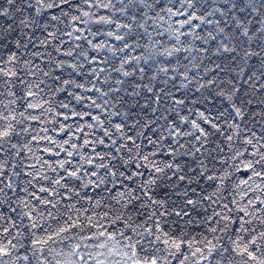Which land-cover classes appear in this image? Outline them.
<instances>
[{
    "label": "snow or ice",
    "instance_id": "6c2138e0",
    "mask_svg": "<svg viewBox=\"0 0 264 264\" xmlns=\"http://www.w3.org/2000/svg\"><path fill=\"white\" fill-rule=\"evenodd\" d=\"M74 4L78 13L76 15L71 14ZM84 7H87L88 11H81ZM52 9L57 10L60 15L49 14V10ZM92 9L97 11L93 12ZM157 9H159L158 12ZM100 10H103L104 14H101ZM69 15H71V20L65 24L64 28L58 27V23H64ZM254 15L261 17L258 28L252 26ZM165 17L168 20L180 17V20L166 24ZM0 18H3L6 23V26L0 25V95L23 99L22 107L25 108V112L41 110L40 115L31 113L25 115V112H20L19 115L22 117L20 120L17 119L15 108L8 109L5 106L6 111L0 114V176L8 175L9 178V182L0 188V193H3L5 197L7 191L15 194L13 175L16 177L22 175L27 184L32 185L33 188H35L34 181L36 183L46 181L47 186L41 184L38 189L39 193L55 198L63 191L67 193L63 196L66 201L71 200L74 195L79 196L80 189L89 185L99 189L101 186L107 187L109 183L120 182L119 178L132 180L136 176L142 177L143 173L140 170L150 165L155 168L156 173L161 174L164 173L165 168L169 170L174 168L173 175L178 178V181H183L185 179V176L181 174L183 168L175 159L178 149H174L172 145L177 143L180 136L192 135V133H185L168 117L155 116V114L161 109L169 111V108L165 107L166 103L170 105L171 110H175L184 104V100L178 98L172 91L153 86L154 82L159 81L164 85L171 83L177 93L190 85L188 65L197 69L201 67L197 58L203 59L209 55L210 49L207 44L209 40H212L215 42L212 55L218 58L221 56L225 59L230 58L232 67L235 69L232 79L223 82L224 86L220 88L217 95L223 98L236 117L243 118L245 115L244 101L241 99L239 104L237 103L242 86L238 77L245 75L243 66L257 56L260 57L261 67H264V0H175L171 4H163L162 0H106V2L105 0H99V2L84 0L83 4H80L79 0H59V3L56 0H2ZM153 24L163 29L162 31L154 29L160 39L154 40L148 31ZM203 25H214V31L208 32L206 37L201 36L198 29ZM93 27L96 31H93ZM105 27L107 31L102 30ZM185 28L188 31H184ZM141 29L143 34L139 32ZM37 30L44 36L43 39H39ZM89 36L104 37V39H90ZM145 36L148 42L141 43L140 41ZM165 37H167L166 40ZM109 38L119 42L122 46H113L109 43ZM185 41L189 43L186 44ZM196 41L200 42V46H196ZM37 44L48 50L47 63L41 59L38 64L34 59H28L23 55L24 51H30L29 45L37 48ZM129 48L133 52L137 49L140 51L137 55H132L126 52ZM182 52L191 55V58L184 57L185 63H181L180 54ZM31 55L37 58L43 57L44 53L37 48V51L31 52ZM117 59L119 60L118 65L113 63ZM85 65L90 69L87 78L91 87L86 88L84 83H77L71 78H63L65 71L69 77L73 73H84ZM105 65L111 69L110 72L106 71ZM215 67L220 68V65L216 64ZM112 73L117 75L116 79H113ZM261 78H264V72L257 77V79ZM48 79L55 84L63 80V85H75L76 88L83 89L89 94L87 97H77L78 100H89L88 107L97 113L96 115H91L90 111L84 113L90 116L92 121L83 126L88 131H83L81 127L76 129L78 135L83 131L85 137L83 143L79 141L70 143V140H64L63 144H58L55 140L44 136L43 139L47 141V146L36 147L34 150L33 142L37 141V135H33L27 126L19 127L17 131V127L24 125L25 121L44 122L42 109L46 103L43 101L46 89L43 85ZM250 80H252L251 76L249 80L243 81V84L254 90V83L249 84ZM178 81H180L179 86H177ZM214 82V79H209L207 85H212ZM18 85L19 89H17ZM205 86V84L198 85V87ZM259 88L264 90V84L259 85ZM17 91L20 93L19 96ZM48 91L51 93L52 90L48 89ZM56 91H63V88L58 87ZM93 93L96 94V99L91 98ZM141 98L144 100L143 105L139 102ZM261 102L264 103V97L261 98ZM247 103L251 104L252 100L248 99ZM74 115L79 114L74 113ZM176 116L182 123L184 122L185 118L180 116L179 112H176ZM261 116H264V112H261ZM113 117H119V120L114 121ZM157 119H164L168 128L159 126V134L157 129L153 128V136L157 138L148 139V143L156 147L158 152L163 149L164 143H168L164 133L172 138L168 143V154L172 156V160L163 168L156 166L150 159V156L156 154L155 152L145 155L142 152V145L136 143L137 137L144 136L143 129L156 124ZM205 122L208 123L207 120ZM211 126L224 137L223 143L231 155L227 159L222 158L220 163L222 170L218 175L212 174L206 178L216 181L217 191H219L225 181L232 176L233 171L239 170L235 163L239 161L247 179H241L236 188L239 190L240 185H243L247 188V192L243 193L244 196H247L248 192L255 196L254 200L249 198L245 207H241L236 200L232 201V204L236 205L239 219V228L235 229L236 239L231 240L230 238L231 247H223L220 243L214 242L222 238L214 236L212 240L206 242L203 249L197 247L194 252L191 251L192 245L188 244V251L185 255L183 248L185 241L181 237L173 238L163 233L166 238L162 240L161 235L154 234L150 227L140 225L142 231H136L133 228L140 240L154 236L148 241L150 245L155 246L158 242L164 245V248L157 247L156 251L151 253L150 258L146 254L142 264H165L168 257L179 260V264H200V262L233 264L231 257H239L241 264H264V250L261 247L264 245V230L253 234V230L248 227L253 216L264 226V220L261 219V216H264V196L257 195V193L264 192V128L257 135L253 129L241 128L238 122L230 121L228 127L222 131L217 123H212ZM193 128L199 129L200 132V135L195 137L197 141L201 137L206 138L207 133L195 122H193ZM43 131L46 132L47 129ZM60 131L64 132V129L61 128ZM65 134L71 135L70 132ZM29 136L31 140H28ZM65 145H68L70 150L64 147ZM97 146H100L102 150L97 151ZM54 148L55 152H53ZM89 148L92 149L91 154L88 152ZM25 150L32 155H24ZM219 151L224 152L225 149L220 148ZM44 152L49 153V159L54 155L57 158L56 163L52 164L48 160H42L38 153ZM61 153H66L64 159L59 158ZM77 156L79 157L78 162H76ZM17 157L20 159L17 160ZM242 157L244 159H241ZM33 159L40 168L45 169L43 173L36 170V164H24V161ZM229 159L233 161L232 164H228ZM12 161L16 162L11 163ZM10 163L11 173H9ZM133 164L135 170L126 176L125 171H130ZM21 165L28 171H24ZM200 167L203 169L200 176H205L208 169L203 163ZM17 168L21 170L16 171ZM49 172H54L55 176L48 175ZM85 177L88 179L85 180ZM256 181L259 183L256 184ZM155 184L156 178L150 176L149 179L142 180L139 186L141 195L147 198L145 206L147 203L152 205L158 203L150 194ZM20 190L25 191L26 189ZM30 195L33 199L39 200L41 204L51 205L52 208H56L59 203V200L57 204H53L51 199L41 200L36 192ZM184 196L186 197L187 193H184ZM210 198V195L203 197L204 200ZM132 199L138 200L140 197L133 196ZM196 203L197 201L193 199L186 200L189 206H195ZM23 207L28 209L29 206L24 203ZM224 208L227 209L228 215L213 212V217L218 218V224L221 220L225 222L220 228L221 232L228 230V221L232 212L227 204ZM68 211L71 212V208ZM32 212H35V208L23 213L30 222L33 221ZM257 212L260 215H256ZM160 214L166 215L167 213L161 212ZM152 215L156 213L153 212ZM176 215L179 216L180 213L177 212ZM68 219L71 220V216ZM211 219L212 217H209V220ZM148 220H151V216ZM89 225L92 226L91 217H89ZM31 226L36 228L37 224L32 222ZM76 226V223L68 224L67 228L61 227L54 235L59 237L61 233L66 234ZM94 226L99 227V225ZM154 227L155 233H161L159 223ZM209 230L214 233L216 228ZM3 231L7 233L8 227H5ZM242 232H247L250 238H242L240 235ZM100 235L103 236L104 233ZM48 240L51 241L52 237H48ZM32 242L33 244L44 243V241L35 239ZM125 247L132 253L133 264H141L136 258L139 242L129 243ZM10 251L9 246L0 245V257L9 256ZM140 251L144 249L140 248ZM157 253H162L163 259Z\"/></svg>",
    "mask_w": 264,
    "mask_h": 264
},
{
    "label": "trees",
    "instance_id": "16d2710c",
    "mask_svg": "<svg viewBox=\"0 0 264 264\" xmlns=\"http://www.w3.org/2000/svg\"><path fill=\"white\" fill-rule=\"evenodd\" d=\"M2 2V0H0ZM59 3V0H56ZM80 4L84 3V0H79ZM92 2H99V0H92ZM106 2V0H105ZM175 0H162L163 4H171ZM76 5H73L71 14L76 15ZM68 11V9H65ZM81 11H88L87 7L81 9ZM91 11L95 12L96 9ZM101 14H104L103 10H100ZM157 12L159 9L156 10ZM49 14L60 15L55 10H49ZM259 15L252 17L253 28H258ZM71 20V15L67 17L64 23H58V27L64 28L65 24ZM180 17H173V20H168L165 17L166 24H172L173 21H179ZM199 23V22H197ZM0 25L6 26L5 20L0 18ZM178 26V25H177ZM154 29H160L158 25H151L148 29L153 39H160L156 35ZM107 31V27L102 29ZM93 31L96 28L93 27ZM184 31H188L187 28ZM214 31V25H203L198 29V33L201 36H207V33ZM140 34H143V30H139ZM135 33L133 34L135 38ZM37 36L39 39H43L44 36L37 30ZM90 39H101L104 37ZM165 40L167 37L164 38ZM183 39V38H181ZM141 43H147V37L145 36ZM109 43L115 47H121L119 42H115L109 38ZM185 43H189L185 41ZM196 46H200V42H195ZM63 47V46H62ZM207 47L210 49L209 55L203 59L197 58L201 67L199 69L193 68L188 65L190 69L189 80L191 84L185 86L180 92H175L172 84H161L159 81L154 82L155 87H162L165 90L172 91L178 98L184 100L182 106L177 107L175 110L170 109V105L166 103L165 107L169 108V111H161L155 116H166L171 121H174L178 127H180L185 133L191 132L192 135L180 136L177 143L173 144L174 149H178L175 159L182 166V175L185 176L183 181H178V178L173 175L175 169L169 170L165 168L164 173H156L155 168L151 165L148 168H142L140 171L143 173L141 176H136L132 180H126L119 178L120 182L113 184L109 183L107 187L101 186L99 189L89 185L86 188L80 189L79 196H72L71 200H64L63 196L67 195L66 192L61 191L60 195L53 198L48 197L47 194L39 193L38 189L43 184L47 186L46 181H40L39 183L33 182L35 188L32 185L27 184L26 180L21 175L20 177L12 176L13 188L15 194L11 191H7V196L0 193V245H6L11 248L10 255L7 257H0V264H133L132 253L126 249V245L129 243L139 242L137 248V260L141 262L144 260L146 254L151 257V253L158 248H164L163 243L158 242L153 246L148 243L153 237H147L145 240H140L139 236H136L133 228L136 231H142L140 225L150 227L154 234H160L161 239H165L163 233H167L168 236L176 238L181 237L185 243L183 245L184 254H187L188 244L192 245L191 251H195L197 247L204 248V245L208 240H212L213 237H220L219 241L223 247H231V240L236 239L235 229L239 228V219L237 218L236 205L232 204L233 200L239 202L241 207H245L248 204L249 198L255 199L253 193L248 192L247 196L243 193L247 192V188L240 185V189L236 188L239 185L241 179H247L244 175V169L239 165V161L235 162L238 171H233L232 176L225 181V184L217 191V182L210 181L206 177L212 174H219L222 170L220 163L222 158L227 159L231 153L228 152L227 146L223 143L224 137L220 133L212 128V123H217L220 126L221 131L228 127L229 122L239 123L241 128H250L260 134L262 128H264V116H261V112H264V103L261 102V98L264 97V90L259 88V85L264 84V78L260 77L261 72H264V67H261L260 57L257 56L249 60L247 65H244L245 75L238 77L241 81L240 93L237 97V103L239 104L242 99L245 104V115L243 118L236 117L234 112L223 101V98L217 95L220 88L224 86L223 82L232 79L235 69L232 67L230 58L225 59L223 56L216 57L212 55L215 50V42L208 41ZM37 48L44 53L43 57L34 58L31 52L37 51ZM37 48H32L29 45L30 51H24L23 55L28 59H34L38 64L43 59L44 63H47L48 50L45 47L37 44ZM140 50L133 52L131 48L126 50L132 55H137ZM94 54V53H93ZM194 55V54H193ZM181 63H185V56L191 58L189 53H181ZM6 58V54H5ZM127 58V57H125ZM82 62V61H81ZM116 65L119 64V60L113 61ZM219 64L220 68H216L215 65ZM106 71L110 72L111 69L106 65L104 66ZM210 69V71H206ZM223 69V71H221ZM90 71L87 65H85L84 73H73L71 77L68 76L67 71L63 74L64 79H73L77 83H84L85 87H91V83L87 78V73ZM150 75V73H149ZM252 80L249 84L254 83V90L250 89L248 85L243 84V81ZM113 79L117 78L115 73H112ZM31 79V77H29ZM103 79V77H101ZM214 79L215 82L212 85H207V80ZM147 82V80L145 81ZM177 82V86H179ZM199 84H205V87H198ZM99 86V85H97ZM19 85L17 89H19ZM45 92L43 94L44 103L42 109L43 123L35 121H25L24 125L32 131L33 135H37V141L33 142V148L46 147L47 141L43 139L44 136H48L50 139L55 140L58 144H63L64 140H70V143H83L84 135L83 131H88L83 126L86 123H92L90 116L84 115L85 112L90 111L91 115H96V111L88 107L90 101L87 99L78 100V96L87 97L89 94L83 89H78L75 85H63V80L59 84H55L51 79L45 80ZM58 87H62L63 91H56ZM51 89V93L48 91ZM245 93H247L245 95ZM17 95L20 93L17 91ZM123 95V92H121ZM143 96V93H142ZM92 99H96V94H91ZM248 99L252 100L251 104H248ZM39 100V97H38ZM99 102V101H98ZM140 104L143 105L144 100L140 99ZM23 99H15L0 95V114L6 111L5 106L8 109L15 108L17 119L20 120V112H25ZM66 105V107H62ZM119 108V105L117 106ZM122 110V109H121ZM138 110V109H137ZM176 112L180 113V116L185 120L182 123L176 116ZM29 113L33 115H40L41 110H28L25 115ZM78 113L79 115H74ZM67 117V119H65ZM83 117V119H81ZM155 118V117H154ZM146 119V118H145ZM114 121H118L119 117H113ZM208 121L206 123L205 121ZM193 122L203 128L207 133L206 138L201 137L199 141L195 139L200 135L199 129L193 128ZM159 126H163L165 129L168 125L164 119H157L156 124L150 125L149 128L143 129L144 136L137 137L136 143L142 145V152L145 155L155 152L154 156H150V159L154 161L156 166L164 167L166 163L172 160V156L168 154V143L172 138L165 135V140L168 143H164V147L160 151H156V147L148 143V139H156L153 136L152 129L156 128L159 134ZM77 127H81L83 131L78 135L76 133ZM63 128L64 132L60 129ZM47 129V131H43ZM71 133L66 135L65 133ZM31 140V136L28 137ZM183 145V147H180ZM64 147L69 148L68 145ZM224 148V152H220L219 149ZM70 150V148H69ZM97 151H101V147L97 146ZM56 149H53L55 152ZM92 149L89 148L88 152L91 154ZM41 155L42 160H48L49 163L55 164L56 157L54 155L49 159V153H38ZM24 155L31 156L32 153L25 150ZM66 153H61L60 159H64ZM20 157H17L19 160ZM241 159H244L242 157ZM79 161V157H76V162ZM12 161L11 163H15ZM11 163L9 164V173H11ZM33 163L36 164V170L42 173L45 169L40 168L35 159L26 160L24 164ZM143 163V162H141ZM201 163L208 169L205 176H200V172L203 169L200 167ZM233 161L228 160V164H232ZM23 167V165H21ZM87 167V166H85ZM17 168L16 171H20ZM24 171H28L26 167H23ZM124 171V169H121ZM135 170L133 164L130 171H125V175L131 174V171ZM103 173H101L102 175ZM48 175L55 176L54 172H49ZM151 177L156 178V184L151 188L152 198L158 203L152 205L151 203H145L146 197L141 195L140 185L142 180H147ZM29 179L31 177H28ZM85 180L88 177L84 178ZM191 180V183H189ZM9 182L8 175L0 176V188H3L5 184ZM256 184L259 181L255 182ZM26 189L21 191L20 189ZM36 192L41 200L51 199L53 204H57L56 208H52L51 205L41 204L39 200L32 198L30 193ZM187 193V196H184ZM123 194V195H122ZM205 195H210L209 200H204ZM257 195L264 196V192L257 193ZM133 196L140 197V199H132ZM131 199V202L129 200ZM187 199H193L197 201L195 206H189L186 204ZM19 201V203H17ZM28 204V209L23 207V204ZM99 204V206H97ZM227 204L232 209L230 219L228 221L229 227L225 232H221L220 228L224 226V221L217 223V217H213V212H220L223 215H228L227 209L224 205ZM35 208V212H32L33 221L37 224L36 228L31 226L28 217L23 213ZM71 208V212L68 209ZM87 210V211H85ZM155 212L156 215H152ZM161 212H166V215H161ZM179 212L180 215H176ZM51 213V215H49ZM187 213V215H185ZM42 214V215H41ZM242 215V214H241ZM256 215H260L259 212ZM71 216V220L68 217ZM151 216V220L148 217ZM89 217H91L92 226L89 225ZM209 217H212L209 220ZM119 218V219H117ZM264 220V216H261ZM76 223L74 229H70L66 234L61 233L59 237H56L54 233L58 232L61 227H68V224ZM159 223L161 233H155V224ZM94 225H99L95 227ZM125 225H128L127 227ZM8 227L9 231L5 233L3 229ZM249 229L253 230V234L264 230V226L260 224V220H257L255 216L252 217L251 223L248 225ZM216 228L213 233L209 229ZM100 233H104L103 236ZM241 237H249L247 232L240 233ZM48 237H52L49 241ZM131 238V239H130ZM44 241V243L33 244V240ZM10 242V243H9ZM15 245V247H11ZM78 245V247H77ZM103 245V247H101ZM264 250V245H261ZM140 248L144 251H140ZM74 250V252L72 251ZM223 249L221 248V251ZM161 255L162 253H157ZM91 256V258H89ZM198 259V257H197ZM233 264H241L239 257H231ZM246 260L247 257L245 256ZM165 264H179V260H173L168 257ZM204 264V262H200Z\"/></svg>",
    "mask_w": 264,
    "mask_h": 264
}]
</instances>
